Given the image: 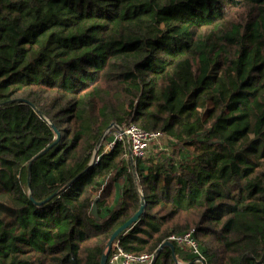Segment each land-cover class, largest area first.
Listing matches in <instances>:
<instances>
[{
  "label": "trees",
  "instance_id": "16d2710c",
  "mask_svg": "<svg viewBox=\"0 0 264 264\" xmlns=\"http://www.w3.org/2000/svg\"><path fill=\"white\" fill-rule=\"evenodd\" d=\"M141 199L127 253L264 264V0H0V264H100Z\"/></svg>",
  "mask_w": 264,
  "mask_h": 264
},
{
  "label": "built area",
  "instance_id": "2783aa9c",
  "mask_svg": "<svg viewBox=\"0 0 264 264\" xmlns=\"http://www.w3.org/2000/svg\"><path fill=\"white\" fill-rule=\"evenodd\" d=\"M115 126H111L109 130V134L111 129L115 132L113 138L109 137V140L105 143L107 151L112 150L116 142H121L127 147L130 159L146 158L150 152L156 151L155 148H161L163 143L166 142V138L162 133L145 131L132 123ZM94 161L97 162L98 157ZM167 241L177 247L189 249L192 255L196 257L197 262L204 260L192 236V232L171 235ZM154 256L155 253H143L140 255L127 253L119 246L117 241H114L106 264H151Z\"/></svg>",
  "mask_w": 264,
  "mask_h": 264
},
{
  "label": "water",
  "instance_id": "95a60500",
  "mask_svg": "<svg viewBox=\"0 0 264 264\" xmlns=\"http://www.w3.org/2000/svg\"><path fill=\"white\" fill-rule=\"evenodd\" d=\"M23 101V100H22ZM24 102H26V101H24ZM36 114L39 116V117H41L44 121H46L47 123H49L48 122V120L39 112V111H37L36 110ZM50 124V123H49ZM51 125V124H50ZM115 126V124H112V125H110L109 126V128L104 132V134H103V136H102V138H101V140H100V142H99V144H98V146L96 147V149L94 150V152H93V155H92V158H91V160H90V164L89 165H92L93 163H94V160H95V158H96V155H97V152H98V150H99V148H100V146H101V143L105 140V138H106V136L108 135V133H109V130H110V128H111V126ZM116 127V126H115ZM52 128H53V130H54V132L56 133V137H57V140L59 139V133L57 132V130L52 126ZM44 153V152H43ZM43 153H41L39 156H41ZM29 168H30V165H29ZM72 182V181H71ZM71 182H69L68 184H66L64 187H62L61 189H60V191L61 190H64L66 187H68L70 184H71ZM59 192V191H58ZM55 194H57V192L55 193ZM143 206H144V200L143 199H141V205H140V208H139V210L128 220V221H126L124 224H122L118 229H116L115 231H114V233L111 235V237H110V239L108 240V242H107V244H106V252L102 255V257H101V261H100V264H106V262H107V256H108V254H109V251H110V249H111V245H112V243L115 241V239L121 234V233H123V232H125V231H127L131 226H133L136 222H137V220L139 219V217H140V215H141V213H142V210H143ZM91 214L95 217V219L96 220H98V218H97V209H96V206L94 205L93 206V209H92V212H91ZM165 247H168L171 251H172V258H173V260L177 263V261H176V258H175V255H174V246H173V244L172 243H170V242H164L163 244H161L160 246H159V248L157 249V251L155 252V256H154V258H153V261H152V263L151 264H155V262H156V260H157V258H158V256H159V253H160V251L163 249V248H165Z\"/></svg>",
  "mask_w": 264,
  "mask_h": 264
},
{
  "label": "rangeland",
  "instance_id": "374dc122",
  "mask_svg": "<svg viewBox=\"0 0 264 264\" xmlns=\"http://www.w3.org/2000/svg\"><path fill=\"white\" fill-rule=\"evenodd\" d=\"M114 132H115V131H114L113 129H111L110 134L108 133V135L106 136V138H108V137H112V138H113V136H114ZM106 138H105V139H106ZM108 139H109V138H108ZM110 139H111V138H110ZM104 141H105V140H104ZM104 141L102 142L104 145H103L102 143H101V145H103V149H102L103 153H106V152H108V151H107V148H106V146H105V143H106L108 140H107L105 143H104ZM157 147H158V146H157ZM159 149H160V148H155L156 151H154V152H157Z\"/></svg>",
  "mask_w": 264,
  "mask_h": 264
}]
</instances>
